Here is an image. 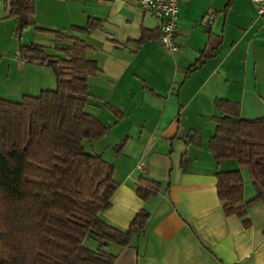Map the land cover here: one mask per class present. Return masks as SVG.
<instances>
[{
    "label": "crops",
    "instance_id": "0c3cea01",
    "mask_svg": "<svg viewBox=\"0 0 264 264\" xmlns=\"http://www.w3.org/2000/svg\"><path fill=\"white\" fill-rule=\"evenodd\" d=\"M220 1L186 0L180 4L176 41L179 46H188L172 52L160 41L162 21L135 0H34L33 20L37 27L46 30L27 29L25 32L34 38L31 43L43 44L39 41L42 36H37L40 33L52 36L55 46L52 31L68 32L86 40L90 45L89 58L101 67L89 80L87 108L110 128L104 137L115 129L121 139L114 146L115 154H99L115 165V179L119 183L111 206L101 217L121 230H128L139 210L150 213L143 232L135 235L128 246L110 244L108 249L117 255L114 264H264V203L249 209L250 225L246 226L243 218L225 214L218 196L217 173L241 169L245 200L255 197L257 190L249 171L236 161L218 163L209 149L217 126V99L239 102L242 118L264 116V17L258 14L252 0H224L228 1L226 19L217 14L212 22L207 15L217 13ZM8 14L6 0H0V97L21 101L24 95H38L53 88L57 79L52 69L21 60L17 21ZM92 17L102 20V27L87 35L72 30L73 26H87ZM228 21L237 24L241 38L233 41L229 51L224 49L227 54L222 57L220 50L227 38ZM191 28L200 29V36H193ZM15 38L18 52L5 71L4 55L15 48ZM154 42L168 52L178 53L171 58L175 64L172 74L163 67L168 58L162 59L161 66L152 72L145 63L147 59L142 61L146 52L151 56L157 50L150 45ZM240 62L242 69L235 71L234 65ZM199 73H203L198 79L201 87L219 74L227 81L232 79V83L225 95L208 86L206 99L212 101L215 110L207 115L213 116L215 123L207 128L190 127L183 136L180 119L172 110V96L176 95L178 104L184 100L189 103L184 87ZM178 74L184 77L181 82ZM108 104L119 109L124 117L118 118ZM104 107L113 118L107 116ZM135 137L140 154L123 153ZM140 161L145 163L144 172L138 169ZM142 175L161 183L158 193L146 200L137 194ZM87 244L91 248L98 246L91 238Z\"/></svg>",
    "mask_w": 264,
    "mask_h": 264
},
{
    "label": "trees",
    "instance_id": "16d2710c",
    "mask_svg": "<svg viewBox=\"0 0 264 264\" xmlns=\"http://www.w3.org/2000/svg\"><path fill=\"white\" fill-rule=\"evenodd\" d=\"M6 5L8 17L17 21L21 60L52 69L57 86L21 101L0 97V264H114L110 244L128 246L150 213L139 210L128 230L101 217L119 187L115 165L85 148V141L101 139L110 129L87 108L89 80L101 67L89 58L86 40L68 32L52 31L54 54L46 45L23 43L30 27L46 30L35 25L34 0H6ZM102 25L92 17L87 26L72 30L87 35ZM215 107L210 151L218 163L236 161L247 169L257 190L245 200L241 169L219 171L218 196L227 216L237 215L249 226V209L264 203V116L242 118V105L222 98ZM160 184L142 175L137 194L146 200ZM89 238L97 241L96 248L87 244Z\"/></svg>",
    "mask_w": 264,
    "mask_h": 264
},
{
    "label": "rangeland",
    "instance_id": "374dc122",
    "mask_svg": "<svg viewBox=\"0 0 264 264\" xmlns=\"http://www.w3.org/2000/svg\"><path fill=\"white\" fill-rule=\"evenodd\" d=\"M239 1H244V0H239ZM227 2L228 1H226L224 3V0L220 1L219 6L217 7L218 11H217V13L216 12L214 13L215 16L211 20L212 22L215 20L217 14L222 15V18L224 20L226 19L225 18V5ZM246 3L249 5L248 1H246ZM211 15H212V13L207 15V18L210 19ZM236 25L237 24H234V22H232V21L227 22V25H226L227 38H225V40L221 46V50H220V51H222V57L227 54V51H229L230 46L232 45L233 41L234 40L237 41L241 38L240 29ZM190 30H192V28ZM199 30L197 28H194L190 33L193 36L199 37L201 32H202V31L200 32ZM31 36L32 35H29V33L25 32L23 34V37H22V42L23 43H31L32 41H34V38H31ZM37 36L39 38H40V36H42L43 39H40L39 41H41L45 45H48L49 53L54 54L55 50L51 47L52 45L54 46V44H53L54 41L52 40V36L46 35V34H40V33H37ZM214 40H215V37L212 40V45H213ZM18 44H19L18 40L15 38V48H10L6 52V54L4 55V57L6 58L5 61L7 62V64H6L7 67L5 68V71H7V69H8V63L10 62V59L16 57V55H17ZM150 45L156 46L157 50L151 56H149L148 53L146 52L144 54L145 58L142 60L145 62V59H147L145 63L148 67L150 66V72H152V70H154L155 67L161 66L162 59L168 58L163 63V65H164L163 67L165 69H167L169 72H171V74H172L173 73L172 69L174 68L175 64H174V59L171 60V58L173 57L174 54H178V53L168 52L167 50H165L160 45L159 42H154V43H151ZM187 46L188 45H181L180 47H181V49H184ZM224 49H227V51ZM236 53L238 54L239 52L237 51V52L233 53L232 56L234 57L236 55ZM148 56H149V58H148ZM144 62H142V63L144 64V67H145ZM234 66H235V68H234L235 71H240V69H242V67H243V63L242 62L236 63ZM49 72H51V71H49ZM202 75H203V73L193 75L192 79L190 81H188V83L184 87L185 88L184 89V96L189 97V103L185 102V100H184V102H181L182 104H178V100H177L176 95L172 96V100H174V106L173 105L172 106L174 107V109H172L171 107H170V109L176 111L177 116L180 119L179 124L181 125V133L183 136L186 135V133L190 127L207 128V126H209V125L211 126L212 124L215 123V121L212 118L213 116L207 115L209 113H213L215 110L212 101L208 102V100L206 99L208 86H213V87L219 89V91L225 95L228 93V91H229L228 87H230L231 83H232L231 82L232 79L230 81H227L226 78L221 76L222 74H219V75L213 76L207 84H205L203 87H201L198 84V79H200V77ZM183 78L180 74H178V79H180L178 81L181 82ZM56 86H57V84L52 86L53 88H51V89H54ZM176 87H178V84L176 85ZM182 92H183V90H182ZM0 93H2V92L0 91ZM219 95H221V94H219ZM224 95H221L220 97H222ZM2 97L5 98L6 96H2ZM204 100H205V103L202 102ZM208 106L210 107V110H209ZM103 109H104V112L107 114V116L110 117V119L113 118V117H111L112 113L108 109H106L105 107ZM215 113H216V111H215ZM103 119H105V121H107L108 118L107 117L104 118V116H103ZM114 130L112 131V134L110 136L104 137L98 141H89V140L85 141L86 150L93 153V154H101L100 151H106L105 157H109L108 156L109 153L115 154L114 153L115 152L114 146L119 144L121 142V139L117 138L118 137V136H116L117 133ZM146 133H148V131H146ZM138 141L139 140L137 137L133 138L131 141V145H129V147H127L123 151V153L129 152V153H132L134 155H139L140 153L138 150V146H139ZM175 157H177V155ZM89 244L90 245L92 244L91 241H89Z\"/></svg>",
    "mask_w": 264,
    "mask_h": 264
},
{
    "label": "built area",
    "instance_id": "2783aa9c",
    "mask_svg": "<svg viewBox=\"0 0 264 264\" xmlns=\"http://www.w3.org/2000/svg\"><path fill=\"white\" fill-rule=\"evenodd\" d=\"M136 3L145 11L151 12L161 21V37L162 46L172 52L180 50V46L176 41L177 37V19L180 11V4L186 0H135ZM257 6L258 14L264 17V0H252ZM212 13L210 20L214 18ZM138 169L145 171V163L140 161Z\"/></svg>",
    "mask_w": 264,
    "mask_h": 264
}]
</instances>
